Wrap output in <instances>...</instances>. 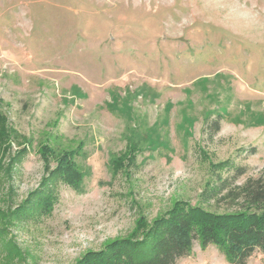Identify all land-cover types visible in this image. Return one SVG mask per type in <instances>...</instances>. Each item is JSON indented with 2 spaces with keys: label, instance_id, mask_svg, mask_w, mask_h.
Masks as SVG:
<instances>
[{
  "label": "rangeland",
  "instance_id": "obj_1",
  "mask_svg": "<svg viewBox=\"0 0 264 264\" xmlns=\"http://www.w3.org/2000/svg\"><path fill=\"white\" fill-rule=\"evenodd\" d=\"M77 151L74 188L52 172ZM263 169L264 0H0V264H75L176 202L227 213L204 189Z\"/></svg>",
  "mask_w": 264,
  "mask_h": 264
},
{
  "label": "trees",
  "instance_id": "obj_2",
  "mask_svg": "<svg viewBox=\"0 0 264 264\" xmlns=\"http://www.w3.org/2000/svg\"><path fill=\"white\" fill-rule=\"evenodd\" d=\"M214 124L219 126L217 121ZM76 156L78 151L64 155L52 172L74 188L84 175ZM233 170L238 175L245 172L238 166ZM232 176L221 179L216 175L202 194L206 201L225 202L229 212L216 214L176 202L145 229L139 226L130 237L111 241L101 251L88 252L75 264H176L190 254L194 242L201 248L215 246L229 264H245L255 251L264 254V169L259 177L241 185H234ZM32 196L29 204L36 203L37 212L49 210L53 200L49 189L36 190Z\"/></svg>",
  "mask_w": 264,
  "mask_h": 264
}]
</instances>
